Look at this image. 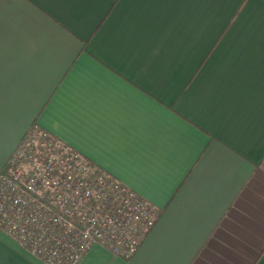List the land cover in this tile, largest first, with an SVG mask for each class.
<instances>
[{
	"label": "crops",
	"instance_id": "0c3cea01",
	"mask_svg": "<svg viewBox=\"0 0 264 264\" xmlns=\"http://www.w3.org/2000/svg\"><path fill=\"white\" fill-rule=\"evenodd\" d=\"M35 123L160 210L79 264H264V0H0V172Z\"/></svg>",
	"mask_w": 264,
	"mask_h": 264
},
{
	"label": "built area",
	"instance_id": "2783aa9c",
	"mask_svg": "<svg viewBox=\"0 0 264 264\" xmlns=\"http://www.w3.org/2000/svg\"><path fill=\"white\" fill-rule=\"evenodd\" d=\"M159 213L36 123L0 172V230L43 264H79L94 245L128 259Z\"/></svg>",
	"mask_w": 264,
	"mask_h": 264
}]
</instances>
